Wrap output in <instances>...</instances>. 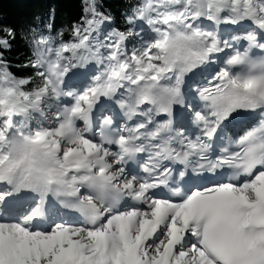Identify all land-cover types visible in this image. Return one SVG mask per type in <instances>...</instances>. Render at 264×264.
Listing matches in <instances>:
<instances>
[{"label":"snow or ice","instance_id":"obj_1","mask_svg":"<svg viewBox=\"0 0 264 264\" xmlns=\"http://www.w3.org/2000/svg\"><path fill=\"white\" fill-rule=\"evenodd\" d=\"M85 11L28 30L29 76L0 27V264H264V0Z\"/></svg>","mask_w":264,"mask_h":264},{"label":"trees","instance_id":"obj_2","mask_svg":"<svg viewBox=\"0 0 264 264\" xmlns=\"http://www.w3.org/2000/svg\"><path fill=\"white\" fill-rule=\"evenodd\" d=\"M137 0H95L97 11L111 19L101 31L119 28L123 30L125 16ZM87 0H0V27H15L18 35L12 49L5 53L17 76L33 75L31 68H18L28 58L29 46L25 39L28 30L35 26L44 30L52 24L51 34L64 33V39L72 38V26L87 18ZM47 34V32H45ZM131 47V45H130Z\"/></svg>","mask_w":264,"mask_h":264},{"label":"rangeland","instance_id":"obj_3","mask_svg":"<svg viewBox=\"0 0 264 264\" xmlns=\"http://www.w3.org/2000/svg\"><path fill=\"white\" fill-rule=\"evenodd\" d=\"M104 31H106V30H104ZM103 32V31H102ZM234 34V33H233ZM130 47V46H129Z\"/></svg>","mask_w":264,"mask_h":264},{"label":"bare ground","instance_id":"obj_4","mask_svg":"<svg viewBox=\"0 0 264 264\" xmlns=\"http://www.w3.org/2000/svg\"><path fill=\"white\" fill-rule=\"evenodd\" d=\"M205 23H207V22H205Z\"/></svg>","mask_w":264,"mask_h":264}]
</instances>
